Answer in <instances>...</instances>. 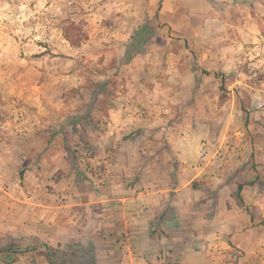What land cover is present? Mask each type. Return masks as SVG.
I'll list each match as a JSON object with an SVG mask.
<instances>
[{"label":"rangeland","instance_id":"1","mask_svg":"<svg viewBox=\"0 0 264 264\" xmlns=\"http://www.w3.org/2000/svg\"><path fill=\"white\" fill-rule=\"evenodd\" d=\"M71 22L88 36L80 46L64 36ZM145 23L147 43L118 57ZM37 84L154 85L157 102L133 112L172 115L181 128L188 119L217 130L227 120L229 130L240 122L264 131V0H0V264H85L70 247L91 240L81 189L107 177L128 135L95 148L64 121L77 89L62 100ZM109 107H93L98 132ZM94 253V264H108L106 250Z\"/></svg>","mask_w":264,"mask_h":264},{"label":"crops","instance_id":"2","mask_svg":"<svg viewBox=\"0 0 264 264\" xmlns=\"http://www.w3.org/2000/svg\"><path fill=\"white\" fill-rule=\"evenodd\" d=\"M128 50L118 57L127 58ZM186 74L184 83L190 84ZM35 88L46 90L43 97L57 91L62 100L68 89H77L71 110L77 109L64 121L74 123L84 140L91 137L95 148L128 135L113 153L119 160L107 164V177L80 194L83 233L95 249L106 250L108 264H264V131L255 124L239 122L229 130L226 120L221 129L199 130L188 119L181 128L172 115L133 112L157 102L154 85ZM110 90L118 96H104ZM99 104L110 107L109 121L98 132L93 119L100 113L93 107Z\"/></svg>","mask_w":264,"mask_h":264},{"label":"trees","instance_id":"3","mask_svg":"<svg viewBox=\"0 0 264 264\" xmlns=\"http://www.w3.org/2000/svg\"><path fill=\"white\" fill-rule=\"evenodd\" d=\"M149 35L150 34H149L148 23H145L134 30L133 36L129 40V44H128L129 50L127 51V58L130 59L132 57V54L135 52V50L138 51V49H140L147 43V41L150 39ZM64 36L66 39L70 41V43L73 46H80L82 41L87 39L88 37L87 34H83L81 32V27L75 22H71L69 26L64 27ZM221 89L225 90L224 86H222ZM226 97H227L226 94H222L220 96V102L224 103ZM88 245L92 249V254H89L90 252L88 251L90 247L84 246L83 244H79V243L70 244V247L78 249L77 251L81 253V255L79 256L81 263L87 264V260L90 259V263L94 264V262L96 261V255L94 253L95 248L93 247L92 243H89ZM48 253L49 255L52 254L50 250ZM52 263L58 264L56 262H52Z\"/></svg>","mask_w":264,"mask_h":264}]
</instances>
